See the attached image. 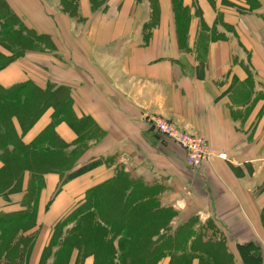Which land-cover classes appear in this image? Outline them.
Wrapping results in <instances>:
<instances>
[{
	"label": "crops",
	"instance_id": "crops-1",
	"mask_svg": "<svg viewBox=\"0 0 264 264\" xmlns=\"http://www.w3.org/2000/svg\"><path fill=\"white\" fill-rule=\"evenodd\" d=\"M4 2L18 24L0 23V33L21 38L0 36V88L60 90L65 110L83 120L76 130L50 104L27 129L13 116L12 131L32 152L57 150L51 136L66 153L83 151L39 185L28 169L3 176L6 151L19 153L0 148V261L24 247V264H52L58 225L91 188L123 171L176 211L170 226L192 230L186 243L201 236L223 246L231 264H246L240 245L254 246L255 263L264 264V0H179L180 8L174 0ZM151 116L204 136L216 153L192 169Z\"/></svg>",
	"mask_w": 264,
	"mask_h": 264
},
{
	"label": "rangeland",
	"instance_id": "rangeland-1",
	"mask_svg": "<svg viewBox=\"0 0 264 264\" xmlns=\"http://www.w3.org/2000/svg\"><path fill=\"white\" fill-rule=\"evenodd\" d=\"M106 1L107 0H93L94 5L97 7L103 6L106 3ZM178 1L179 0H177V4ZM152 3L154 6H156L155 0H153ZM177 6L179 7L180 5ZM16 32L17 31H9L6 34L8 36L10 35L14 39H18V37L21 38V33H16ZM6 34L5 32H3L0 33V36L6 37ZM26 44L29 45L30 43H26ZM69 114L71 115V113ZM56 145L57 148L60 147L59 146L60 144L58 142L56 143ZM82 151L83 148L81 147H78L77 149H73V152L71 154L66 153L63 150H60V148H58L57 150L49 149L48 152L47 151L44 152L40 149L39 151H33V153L29 151L30 153H26L25 155L18 154V157H16L17 154L10 153L11 151L9 152L7 151L6 158L10 160L12 164L7 166V168L5 166V171L3 172L2 175L7 177L8 179L9 178L18 179L20 175L30 167L31 165L30 163L34 162L33 160L36 161L37 158H40L41 160L44 161L45 159L47 160L48 158H50L51 161L53 160L58 167H61L63 165L64 167L63 166L62 167L65 168L68 165H70L69 164L70 161L73 162L76 161V159L80 156ZM41 176L42 175L40 176L37 175L40 185L43 184V179ZM122 180L123 179H121V181ZM118 182H120V180L113 181L110 184L104 186L102 189V191L104 192L103 194L104 197H102L101 199L105 197L108 198L109 196V200L112 199L113 202L114 197L118 192L116 190V186ZM126 183L127 185L129 183V186L130 185L133 186L135 182L131 180V182H126ZM127 185L125 186V189L129 190V187H127ZM143 191H145V184L143 181H140L132 189L131 197H129L128 199H124V206L127 207L125 208V210L123 209L122 211L124 215H127V220L125 221L118 220L115 222V224L116 225L122 224L124 229H126L127 231L124 232V229L122 228L120 235L119 233L117 234V230H115L112 225L104 226L105 221L100 219L98 214H94L93 209H89L87 213L81 214L80 216L79 215L75 216V214L69 215L64 223L58 225L56 233L54 234V237L52 239L51 245L47 249V252H51L53 250V245L54 244L57 245L56 246L57 251L55 252L56 255L52 264H84L85 259L90 255L93 257V264H160L162 261H165V263L166 261H168L169 264H192L195 259L198 260L199 264H231L232 263L231 260L226 258V253L223 251L224 250L223 246H220L217 250L214 249L215 251H212L211 250L212 246L206 245V243H204L205 241H202L201 236L199 238H196V240L192 241L191 243H186V237L191 235L192 230L190 228L186 229L184 226L178 228L176 231L174 230L175 232L173 231V228L170 225H171V221L173 220V217L176 215V211L173 210L172 208H169L170 211H168V216H169L168 228L161 229L159 231L160 233H162L161 234L163 236L162 238L155 239V237H153L152 235L156 230L155 227L160 223V218H162L163 216L152 215V220L150 221L147 219L146 222L142 220L143 223H141L142 226L140 227L134 224L136 220L135 218L138 217V213H139L138 211L152 209V203H151L152 201L148 200L150 199V197L141 196L140 193H142ZM139 194L141 197L136 198L137 195ZM154 198H155L154 199L155 204L160 205L157 196ZM146 200L148 201L146 202ZM136 204L137 207L134 206V208L131 210L133 205ZM103 208L107 209L105 206H103ZM106 215L110 216L111 214L107 213L104 215V217H107ZM74 216L76 219L74 218ZM105 219L108 220L107 218ZM71 221H73V223L68 228H66L67 230H65L64 225L68 224ZM94 221H96V223H94ZM192 222L194 223V221ZM90 224H91L90 227H92L90 228L91 229L90 234L92 233V235L90 236L91 240L90 242L88 241L89 244L86 245L87 246L86 247L83 244L84 242L82 241V239L87 237V235L89 234L87 232V227ZM92 229L93 230L98 229L97 232L94 234V236H93L94 232ZM146 231L148 232L149 235L148 239L150 240L151 244L156 243L158 245L161 243L164 245L160 250V252H158L154 257L152 255L145 254V248H142V245L144 246L145 243L143 242L142 237H144ZM7 233L10 235L11 231L7 230ZM62 236H63V240H61ZM29 241L25 244V252L28 250ZM61 241L65 242L63 247L62 245L60 246L58 245L61 243ZM121 243H123V245H121ZM90 244L93 246H91ZM94 247L97 249V251L99 250L102 254L101 255L93 254L94 252L90 250L95 249ZM113 247L114 249H112ZM11 248H10V253H11ZM14 251L15 250H12V253H14ZM83 251H88V252H83Z\"/></svg>",
	"mask_w": 264,
	"mask_h": 264
},
{
	"label": "trees",
	"instance_id": "trees-1",
	"mask_svg": "<svg viewBox=\"0 0 264 264\" xmlns=\"http://www.w3.org/2000/svg\"><path fill=\"white\" fill-rule=\"evenodd\" d=\"M174 1L176 2L175 6L177 7V0H174ZM92 2H93V0H92ZM93 5H94V2H93ZM95 7H97V6H95ZM0 17L5 18L4 19L5 21L0 20V23L4 24L6 26L18 24L17 20L14 19L11 12L7 9L4 0H0ZM42 92L43 91L38 90V88H36L33 85H20V86H16V87H14L12 89H8V90L0 88V148L2 147L5 149L8 144H13L15 146L14 152H16V153L18 152L19 154H24V155L26 153H30L29 151H31V149L27 146L22 145L20 140L18 139V137L12 131V130H14V128L11 125L12 124L11 118L13 116H17L22 127L24 129H27V128L31 127V125L37 119L39 114L42 112L43 107H45V105L51 104V105L55 106V108H56L55 117L56 118H59L60 116H61V118L64 117L76 130H78L81 127L83 120L75 119L73 115L71 116L65 110V107H64L65 97L63 96L64 93L62 91L60 92V90H57L55 92H50V93L46 92V91L43 93ZM37 98H40V99L38 100ZM1 130H3V131H1ZM52 137L53 136H51V138L50 137L47 138L48 139L47 145L50 147H54V146L57 147L56 143L58 142L60 144L59 145L60 147H58V148H60V150L63 149L64 146L61 144V142L58 140V138H56V137L52 138ZM58 148H56V149H58ZM49 149H51V148H47V147L41 148V150L44 152L45 151L48 152ZM37 151H39V150H37ZM6 153H7V151H6ZM31 153H33V152L31 151ZM11 164H12V162H10V160H9L8 165H6V168H7V166H9ZM30 164L31 165L28 168V170L34 171L36 173V175L37 174L42 175L45 172L54 171V170L55 171H58V170L64 171V170L69 169V167H70V165H68L65 168H63L64 167L63 165H62L63 167L62 166L58 167L57 164L52 162L51 160L48 161V159L47 160L45 159V161H44V160H41L40 158H37L36 161L31 162ZM94 165H96V163L90 164L89 166L91 167ZM79 174H80L79 171H74V172L70 173L68 175V177H70V176L74 177V176H77ZM121 179H123V180L121 181ZM118 180H120V182H118V184L116 186V190L118 192L116 193V195L114 194L115 197H114L113 202H112V199L109 200V196H108V198L105 197V198L101 199L102 197H104V195H103L104 192L102 191L103 187L110 184L113 181H118ZM124 180H125V182H124ZM126 182H131V180L127 176V173H124L123 171H119L113 180L91 188L88 191L84 202L70 215L75 214V216L76 215L80 216L81 214L87 213V211H89V209H93L94 214H98L100 219L105 221L104 226L112 225L113 228L115 230H117V234L119 233V235H120L121 230H122V228L124 229V227L122 224L116 225L115 222L118 220H122V221L127 220V215H124L123 211H122L123 209L125 210V208L127 207V206L126 207L124 206V199H128L129 197H131L132 189L136 186L135 183L133 186H131V185L129 186V183L127 185ZM39 185H40V182H39ZM126 185H127V187H129L130 192H129V190L125 189ZM35 188H36V186H35ZM35 188L32 189V191H34ZM143 192L140 193L141 196L150 197V199H148V200L152 201L151 202L152 203V209L138 211L139 212L138 217L135 218L136 220H135L134 224H136V225H138V227H140V226H142L141 223H143V221L146 222L147 219L151 221L152 215L163 216L162 218H160V223L155 227L156 230L154 231V233L152 235L153 237H155V239L156 238H162L163 237L161 235L162 233H160L159 231L161 229L168 228V226H169L168 211H170V210L168 208H163V207L160 208L159 205L155 204V200H154L155 198H154L153 194H150V193L145 192V191H143ZM140 194L137 195L136 198L141 197ZM148 200H146V202ZM103 206H105L107 209L103 208ZM134 206L137 207V204L133 205L131 210L134 208ZM107 213H110L111 215L110 216L106 215L107 217H104V215ZM75 216H74V218H75ZM105 218H107L108 220H106ZM18 219L19 218H17V217H15V218L10 217L9 222H12V224L15 225L16 223H18L20 221ZM94 223H96V221H94ZM90 226H91V224L88 225V227H87V232L89 234L87 235V237L82 239V241L84 242L83 244L85 246L88 245L89 244L88 241L90 242V240H91L90 236L92 235V233L90 234V232H91L90 228H92V227H90ZM97 230L98 229L93 230V232H94L93 236L97 232ZM8 231H11V230H8ZM126 231L127 230L124 229V232H126ZM132 232H133V230H132ZM12 234L13 233H11V236H12ZM167 237H169V236H167ZM142 238H143V242H145L144 246L142 245V248H145V254H147V255L149 254V255H152L154 257L158 252H160V250L164 246L161 243L158 245L156 243L155 244L153 243L154 244V246H153V244H151L150 240L148 239L149 235H148L147 231L144 234V237H142ZM61 240H63V239H61ZM79 241H81V240H79ZM162 243H163V240H162ZM64 244H65V242L61 241L60 245H62V247L64 246ZM121 245H123V243H121ZM206 245L212 246L211 247L212 251H215L220 247V245H214L213 243H210V242H206ZM91 246H93V245H91ZM239 248H240V252H242V254L244 256V262L246 264H256L255 263L256 256L253 255V253H251V249L252 248L255 249L254 246L249 247V246L240 245ZM95 249H91L90 251L94 252L93 254H96V255L102 254L99 250L97 251V249L96 250ZM112 249H114V247ZM223 249H224V247H223ZM223 251L226 253L225 249ZM83 252H88V251H83ZM23 253H24V247L20 248V254H19L18 259H15L13 261L12 260H2V261H0V264H24ZM247 253H249V255ZM247 255L249 256V259L247 258ZM123 258H125V257H123ZM226 258H228L227 253H226ZM43 260H42L41 264L46 263Z\"/></svg>",
	"mask_w": 264,
	"mask_h": 264
},
{
	"label": "built area",
	"instance_id": "built-area-1",
	"mask_svg": "<svg viewBox=\"0 0 264 264\" xmlns=\"http://www.w3.org/2000/svg\"><path fill=\"white\" fill-rule=\"evenodd\" d=\"M150 121L161 135L184 148L186 162L192 169L200 168L205 160L216 153L214 149L209 148L207 139L200 134L188 132L162 116H151Z\"/></svg>",
	"mask_w": 264,
	"mask_h": 264
}]
</instances>
